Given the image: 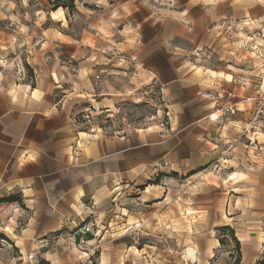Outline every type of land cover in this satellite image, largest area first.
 Listing matches in <instances>:
<instances>
[{
	"label": "clouds",
	"instance_id": "1",
	"mask_svg": "<svg viewBox=\"0 0 264 264\" xmlns=\"http://www.w3.org/2000/svg\"><path fill=\"white\" fill-rule=\"evenodd\" d=\"M262 130L264 0H0V264H264Z\"/></svg>",
	"mask_w": 264,
	"mask_h": 264
},
{
	"label": "crops",
	"instance_id": "2",
	"mask_svg": "<svg viewBox=\"0 0 264 264\" xmlns=\"http://www.w3.org/2000/svg\"><path fill=\"white\" fill-rule=\"evenodd\" d=\"M215 47H216V45L214 44L213 45V48H215ZM252 51L255 52L256 51L255 48H253ZM217 56H218V53H214L213 54V62L215 64V66L214 67H211L209 70L215 72V71H217V68L218 67L221 68V69H223V68H227L228 69L226 72H224V75H227V76L231 77V79L228 80V81H221V87L223 88L226 84H231L235 80V77L232 76L231 69H232V67H236V65L232 61H227V62H225V61H219L217 59ZM26 67H27V65H26ZM196 67L199 68L201 66L197 65ZM239 67L242 68V69H245L247 67V65L246 64H241ZM29 74L31 75V70L30 69H29ZM190 75H191V73H190ZM194 87H199V86L198 85H194ZM29 88L32 89V86L29 85ZM33 91L36 92V91H39V90L38 89H34ZM206 91L209 94H211L212 91H213V88L211 86H209L206 89ZM229 91H232L234 93L236 91V88L235 87L230 88ZM244 95H246V92H244L242 90V94L240 96H236L234 99L231 100V102L241 103V105L243 107V98H244ZM221 99H227L228 102H230L229 99L227 98V93H225V95L223 97H221ZM237 114L239 115V113H237ZM178 122H182L180 120V118H178ZM262 131H264V130H262ZM212 135L215 136L216 134L213 133ZM245 140L248 143L247 138H245ZM256 142L259 143V141H256ZM210 143H211V141H210ZM157 186L158 185H153V187H157ZM210 187L213 188V191L212 192H209V193H206V194H200V195H206L210 201L211 200H216V199H221L222 197H220L219 195H217V193H218L219 190H217L214 185H212ZM229 195L230 196H237L238 197L241 194L240 193H237V192H231V193H229ZM160 202H161L160 200H157L156 201V203H160ZM225 209H227V205H225ZM173 211H176V209H173ZM196 211H197L196 209H190L189 210V214H195ZM227 219L228 220H232V216L231 215H228L227 216ZM80 235H82V234H78L77 239L80 238ZM87 238L88 239H93L91 233H88ZM137 250L140 251L141 249L138 248Z\"/></svg>",
	"mask_w": 264,
	"mask_h": 264
},
{
	"label": "built area",
	"instance_id": "3",
	"mask_svg": "<svg viewBox=\"0 0 264 264\" xmlns=\"http://www.w3.org/2000/svg\"><path fill=\"white\" fill-rule=\"evenodd\" d=\"M235 97H236L235 95H233L230 99L227 97V98L229 99V101H230L229 103H236V102H231V100L234 99ZM248 143L250 144L251 141H248ZM256 143H257V142H256Z\"/></svg>",
	"mask_w": 264,
	"mask_h": 264
},
{
	"label": "rangeland",
	"instance_id": "4",
	"mask_svg": "<svg viewBox=\"0 0 264 264\" xmlns=\"http://www.w3.org/2000/svg\"><path fill=\"white\" fill-rule=\"evenodd\" d=\"M27 68V67H26Z\"/></svg>",
	"mask_w": 264,
	"mask_h": 264
}]
</instances>
